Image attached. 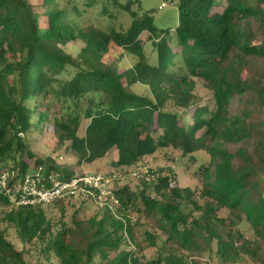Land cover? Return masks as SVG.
<instances>
[{
	"label": "trees",
	"instance_id": "16d2710c",
	"mask_svg": "<svg viewBox=\"0 0 264 264\" xmlns=\"http://www.w3.org/2000/svg\"><path fill=\"white\" fill-rule=\"evenodd\" d=\"M132 2L122 6L129 26L116 28L80 25L72 16L79 9L70 0H41L36 6L31 0H0V162H5L0 175L39 166L56 173V161L37 157L28 141L29 133L45 126L78 164L113 149L118 167L167 147L183 154L204 151L209 161L200 197L159 175L155 196L147 189L138 194L120 187L118 215L104 207L100 216L73 219L54 233L41 206L11 207L0 189V205L8 207L5 220L22 241L51 235L49 248L59 264H198L177 254L186 251L215 256L221 264L246 259L264 264V117L253 118V104L264 108V88L260 80L244 76L250 65L264 61V43H255L258 34L264 37V0H178L175 27L158 26L148 12L139 16ZM146 31L155 64L147 61L140 38ZM78 39L85 45L74 57L64 46ZM126 53L136 62L121 69ZM69 69L76 71L61 79ZM198 78L212 91L213 106L195 100ZM138 82L149 85L154 97L132 91ZM53 97L70 103L54 114ZM168 100L176 110L165 108ZM138 196L143 216L157 222L158 232L145 231L149 244L158 247L162 238L155 256H147L140 245L129 247L136 221L126 209L133 210ZM223 208L229 218L219 214ZM242 221L252 237L238 228ZM0 264H30L2 230Z\"/></svg>",
	"mask_w": 264,
	"mask_h": 264
},
{
	"label": "rangeland",
	"instance_id": "374dc122",
	"mask_svg": "<svg viewBox=\"0 0 264 264\" xmlns=\"http://www.w3.org/2000/svg\"><path fill=\"white\" fill-rule=\"evenodd\" d=\"M36 6L41 0H31ZM71 5H77L79 14L74 12L72 14L76 21L80 25L93 23L97 26L120 28V25L127 27L131 22L130 15L123 9V5L128 0H116L120 2V5H116L115 0H70ZM131 7L133 10L139 13V16L144 15L148 12L155 19V23L162 27H175L179 20L178 0H132ZM254 1V0H252ZM163 2L167 4L160 7ZM224 2V1H223ZM225 3V2H224ZM224 6V4L222 5ZM264 9V4L262 5ZM36 12L40 10L38 7L35 9ZM256 22H252V29H256ZM149 33L143 32L140 38L145 41L144 50L147 56V61L151 64L157 62L155 56L152 41L148 38ZM264 43V37L260 34L257 35L255 43ZM82 40H75L69 42L64 46V49L77 57L81 48L84 47ZM112 55V53H110ZM254 64L250 65L244 76L255 77L261 81L262 87L264 88V61L257 60ZM136 62V58L126 53L124 59L120 65L121 69L132 67ZM75 69H69L68 72L61 74V79L68 80L71 78ZM196 86L194 88L195 100L199 105H214L213 93L205 85L202 79H195ZM58 88V84L56 85ZM131 90L137 94L154 97L151 87L147 84L138 82L130 86ZM53 97L52 108L54 114L61 109L67 107L68 101L57 99ZM254 112L255 121H259L264 117V108H259L256 104ZM165 108L169 110H176L173 100L166 102ZM83 134V128L80 130V135ZM28 141L31 149L34 151L37 157L46 158L52 157L57 167L55 172L59 175L73 176L77 173L88 172V173H101V174H114L116 175V190L124 186H128L132 191L140 194L141 191L147 189V193L151 196H155L153 192V183L159 175H168L172 178L173 186L176 187H190L200 197L203 191V180L202 172L204 166L209 161V156L204 151L194 152L193 154H183L180 149L167 147L158 149L154 154L144 157L141 162L132 166L118 167L114 165V157L116 149H113L111 153L103 158L97 159L91 163L78 164V158L66 150L65 144H60L57 136L53 131L47 127H43L41 131H35L29 133ZM5 162H0V167L4 166ZM7 163H12L10 159ZM145 179L148 184H145ZM136 205L132 207V211L126 209V213L130 215V218L135 224V238L133 243H130V248L138 249L140 247L144 250L147 256H155L157 249L162 247V238L157 239V246H151L150 240L147 238L146 230H149L152 234L158 232L156 226V220L151 217L145 218L143 216L142 209V198L138 196L134 199ZM49 220L54 224V233L61 228H67L73 223V219L77 220H88L94 216H100L103 208L94 201L82 200V199H71L64 200L52 205L41 206ZM144 208V207H143ZM8 207L0 205V230L5 233V236L11 241L15 247L24 252L26 261L30 264H59V259L49 248V240L52 237L48 235L45 240L34 239L31 241H22L19 237V232L13 223L5 220V210ZM219 214L223 217H230V211L227 208L220 210ZM239 229L244 231L248 237H252L253 233L250 230L248 224L245 221L239 224ZM154 235V234H153ZM164 237V235H163ZM135 244V245H134ZM168 252H165V254ZM181 254L187 261L196 260L198 264H205L210 261L211 264H221L219 259L215 256L210 257L206 254L202 256L193 255L186 251ZM210 257V258H209ZM240 264H253L248 259Z\"/></svg>",
	"mask_w": 264,
	"mask_h": 264
},
{
	"label": "built area",
	"instance_id": "2783aa9c",
	"mask_svg": "<svg viewBox=\"0 0 264 264\" xmlns=\"http://www.w3.org/2000/svg\"><path fill=\"white\" fill-rule=\"evenodd\" d=\"M167 3L163 2L160 7ZM116 175L81 172L63 176L47 171L43 166L19 174L7 169L0 175V189L10 206H47L64 200L82 199L108 208L118 215L121 201L116 194Z\"/></svg>",
	"mask_w": 264,
	"mask_h": 264
},
{
	"label": "crops",
	"instance_id": "0c3cea01",
	"mask_svg": "<svg viewBox=\"0 0 264 264\" xmlns=\"http://www.w3.org/2000/svg\"><path fill=\"white\" fill-rule=\"evenodd\" d=\"M117 159V151H116V153H115V157H114V160H116Z\"/></svg>",
	"mask_w": 264,
	"mask_h": 264
}]
</instances>
